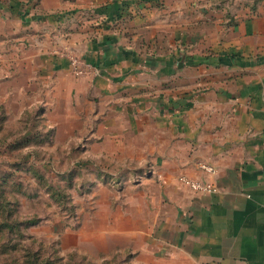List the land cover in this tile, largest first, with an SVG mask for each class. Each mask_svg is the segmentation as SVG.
I'll use <instances>...</instances> for the list:
<instances>
[{
	"label": "crops",
	"instance_id": "crops-1",
	"mask_svg": "<svg viewBox=\"0 0 264 264\" xmlns=\"http://www.w3.org/2000/svg\"><path fill=\"white\" fill-rule=\"evenodd\" d=\"M28 12V42L45 44L13 81L28 109L85 125L143 172L113 187L94 250L132 264H264V1L41 0ZM59 48L90 73L73 76ZM126 135L141 141L133 153ZM183 175L218 191L193 192Z\"/></svg>",
	"mask_w": 264,
	"mask_h": 264
},
{
	"label": "rangeland",
	"instance_id": "rangeland-1",
	"mask_svg": "<svg viewBox=\"0 0 264 264\" xmlns=\"http://www.w3.org/2000/svg\"><path fill=\"white\" fill-rule=\"evenodd\" d=\"M230 1L251 8L264 0ZM40 3L0 0V186L10 205L0 206V224L10 212V220L21 224L17 232L0 230V264H31L34 255L39 264H132L124 252L94 250L90 235L95 216H108L113 187L124 188L143 172L127 171L132 163L125 155L104 151L111 152L113 141L90 139L85 125L74 131L62 123L50 126L39 106L28 109L29 96L13 82L27 72L29 54L45 52V44L28 42L29 7ZM68 49L55 52L79 59ZM125 138L118 142L123 153L141 145Z\"/></svg>",
	"mask_w": 264,
	"mask_h": 264
},
{
	"label": "built area",
	"instance_id": "built-area-1",
	"mask_svg": "<svg viewBox=\"0 0 264 264\" xmlns=\"http://www.w3.org/2000/svg\"><path fill=\"white\" fill-rule=\"evenodd\" d=\"M70 61V66L72 73L75 74L76 76H86L90 72L88 66L83 62L82 60L75 59V58H69ZM199 170L205 174L209 175H214L216 174V169L215 167L206 164V163H201L199 164ZM179 182L184 185L185 187L189 188L193 192L197 193H217L218 189L215 185L209 182H205L202 180H196L189 178L187 176H180L179 177Z\"/></svg>",
	"mask_w": 264,
	"mask_h": 264
},
{
	"label": "trees",
	"instance_id": "trees-1",
	"mask_svg": "<svg viewBox=\"0 0 264 264\" xmlns=\"http://www.w3.org/2000/svg\"><path fill=\"white\" fill-rule=\"evenodd\" d=\"M1 186H0V201H2V202H0V206H6L8 209H10L9 203H7L5 201L4 188H1ZM12 216H13L12 212H10V214L6 217V220H4L0 224V230H8L10 233L19 231L21 224L19 222L17 223L15 221L10 220L12 218ZM32 261L33 262L31 264H39L40 263V259H38L37 255L33 256ZM22 264H24V262Z\"/></svg>",
	"mask_w": 264,
	"mask_h": 264
}]
</instances>
